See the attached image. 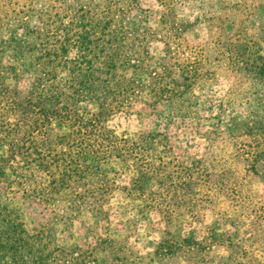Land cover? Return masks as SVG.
Masks as SVG:
<instances>
[{"label": "trees", "instance_id": "obj_1", "mask_svg": "<svg viewBox=\"0 0 264 264\" xmlns=\"http://www.w3.org/2000/svg\"><path fill=\"white\" fill-rule=\"evenodd\" d=\"M116 1L95 4L105 5L102 11L82 6L66 25L44 13L39 30L22 18L23 38L0 17V264H136L124 245L107 236L86 250L61 245L58 225L69 212L105 213L103 196L112 185L102 168L112 161L138 171L125 190L142 195L141 211L159 209L145 196L147 183L159 176L148 153L162 134L135 138L118 133L110 123L150 118L159 108L170 113L169 122L191 115L200 69L166 41L187 32L189 25L163 15L155 27L145 18L129 17ZM6 29L9 37L2 34ZM161 42L166 49L153 54ZM256 47L241 39L227 43L223 63L264 89V54ZM9 51L12 60L5 64ZM247 131L264 136V121L248 123ZM253 162V168L264 165V153ZM190 187L161 182L156 192L179 195ZM20 193L25 202L45 208L64 203L66 213L54 211L47 222L31 228L13 197ZM160 216L165 230L151 243L152 261H171L185 250L196 260L201 245L174 227L178 220L173 213L161 211ZM212 236L218 239L216 246L224 244L215 230Z\"/></svg>", "mask_w": 264, "mask_h": 264}, {"label": "rangeland", "instance_id": "obj_2", "mask_svg": "<svg viewBox=\"0 0 264 264\" xmlns=\"http://www.w3.org/2000/svg\"><path fill=\"white\" fill-rule=\"evenodd\" d=\"M105 1L0 0V17L23 38L22 18L29 28L38 30L43 28L44 13L58 25H66L75 10L93 5L102 11L105 5L95 4ZM115 5L126 8L129 17L145 18L155 27L163 15L168 21L189 25L187 32L166 41L183 60L200 69L192 94L194 107L191 115L173 122H169L170 113L159 108L150 118L132 116L110 123L118 133L135 138L162 134L148 153L154 157L148 159L159 180L147 183L145 196L161 210L141 211L142 195L125 190L138 175L135 167L125 168L115 161L103 164L112 185L103 196L105 213L69 212L71 217L58 225L60 244L86 250L98 237L107 236L124 245L136 264H264V165L253 168L254 157L264 153V136L247 131L248 123L264 121V89L251 86L247 75L223 63L227 43L240 39L257 43L264 54V0H117ZM2 34L9 37L8 29ZM165 49L161 42L151 51L156 55ZM12 56L7 52L5 64ZM161 182L191 187L179 195L164 190L159 196L156 190ZM13 197L31 228L47 222L54 211L66 213L64 203L57 209L45 208L33 200L25 202L21 193ZM161 211L173 213L178 220L174 227L201 245L195 251L196 260L185 250L171 261H152L151 243L165 230ZM213 230L224 239L221 247L216 246Z\"/></svg>", "mask_w": 264, "mask_h": 264}]
</instances>
